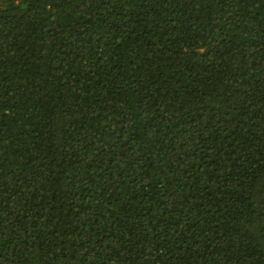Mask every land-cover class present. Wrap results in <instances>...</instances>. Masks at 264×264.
<instances>
[{
	"label": "trees",
	"instance_id": "obj_1",
	"mask_svg": "<svg viewBox=\"0 0 264 264\" xmlns=\"http://www.w3.org/2000/svg\"><path fill=\"white\" fill-rule=\"evenodd\" d=\"M0 264H264V0H0Z\"/></svg>",
	"mask_w": 264,
	"mask_h": 264
}]
</instances>
